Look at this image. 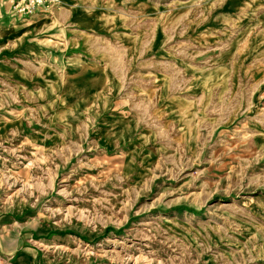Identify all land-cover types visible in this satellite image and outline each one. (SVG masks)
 Returning a JSON list of instances; mask_svg holds the SVG:
<instances>
[{
	"label": "rangeland",
	"instance_id": "374dc122",
	"mask_svg": "<svg viewBox=\"0 0 264 264\" xmlns=\"http://www.w3.org/2000/svg\"><path fill=\"white\" fill-rule=\"evenodd\" d=\"M58 1L0 0V264H264V0Z\"/></svg>",
	"mask_w": 264,
	"mask_h": 264
},
{
	"label": "built area",
	"instance_id": "2783aa9c",
	"mask_svg": "<svg viewBox=\"0 0 264 264\" xmlns=\"http://www.w3.org/2000/svg\"><path fill=\"white\" fill-rule=\"evenodd\" d=\"M11 4L14 16L20 20H27L38 11L59 3L58 0H6Z\"/></svg>",
	"mask_w": 264,
	"mask_h": 264
},
{
	"label": "crops",
	"instance_id": "0c3cea01",
	"mask_svg": "<svg viewBox=\"0 0 264 264\" xmlns=\"http://www.w3.org/2000/svg\"><path fill=\"white\" fill-rule=\"evenodd\" d=\"M50 8H46V9H42V10H40V11H38L34 16H32V17H30V18H28L27 20H25V21H33V22H35L36 20H38V21H40L41 20V22H43L44 20H45V17H44V15H45V12H47L48 10H49ZM47 18V17H46ZM20 262H22V264H25V261L22 259V260H20Z\"/></svg>",
	"mask_w": 264,
	"mask_h": 264
},
{
	"label": "bare ground",
	"instance_id": "6f19581e",
	"mask_svg": "<svg viewBox=\"0 0 264 264\" xmlns=\"http://www.w3.org/2000/svg\"><path fill=\"white\" fill-rule=\"evenodd\" d=\"M81 87V86H80ZM62 101V100H61ZM9 239V238H8ZM11 239V238H10ZM81 243V242H80Z\"/></svg>",
	"mask_w": 264,
	"mask_h": 264
}]
</instances>
